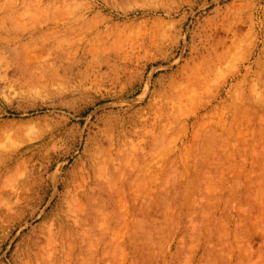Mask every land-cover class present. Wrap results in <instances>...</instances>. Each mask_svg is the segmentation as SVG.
Masks as SVG:
<instances>
[{
  "label": "rangeland",
  "instance_id": "1",
  "mask_svg": "<svg viewBox=\"0 0 264 264\" xmlns=\"http://www.w3.org/2000/svg\"><path fill=\"white\" fill-rule=\"evenodd\" d=\"M0 264H264V0H0Z\"/></svg>",
  "mask_w": 264,
  "mask_h": 264
}]
</instances>
